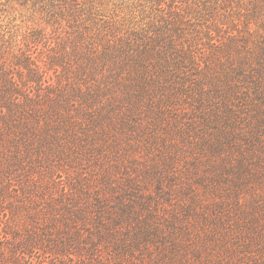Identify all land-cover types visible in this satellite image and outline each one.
I'll list each match as a JSON object with an SVG mask.
<instances>
[{
	"label": "trees",
	"instance_id": "trees-1",
	"mask_svg": "<svg viewBox=\"0 0 264 264\" xmlns=\"http://www.w3.org/2000/svg\"><path fill=\"white\" fill-rule=\"evenodd\" d=\"M35 1L0 35V264H264V0Z\"/></svg>",
	"mask_w": 264,
	"mask_h": 264
},
{
	"label": "rangeland",
	"instance_id": "rangeland-1",
	"mask_svg": "<svg viewBox=\"0 0 264 264\" xmlns=\"http://www.w3.org/2000/svg\"><path fill=\"white\" fill-rule=\"evenodd\" d=\"M124 1L132 4V0ZM113 2L119 4L120 0ZM37 6L35 0H0V35H5L10 41L19 39L26 26L34 21V10L38 8ZM119 7L120 5L116 6ZM124 8L122 6L118 11L125 10Z\"/></svg>",
	"mask_w": 264,
	"mask_h": 264
}]
</instances>
